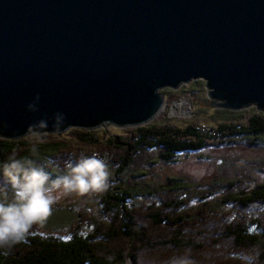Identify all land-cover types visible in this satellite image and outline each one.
Returning <instances> with one entry per match:
<instances>
[{
    "label": "water",
    "instance_id": "1",
    "mask_svg": "<svg viewBox=\"0 0 264 264\" xmlns=\"http://www.w3.org/2000/svg\"><path fill=\"white\" fill-rule=\"evenodd\" d=\"M200 79L215 108L264 111V0H0L2 138L145 126Z\"/></svg>",
    "mask_w": 264,
    "mask_h": 264
},
{
    "label": "trees",
    "instance_id": "2",
    "mask_svg": "<svg viewBox=\"0 0 264 264\" xmlns=\"http://www.w3.org/2000/svg\"><path fill=\"white\" fill-rule=\"evenodd\" d=\"M130 132L102 141L98 131L76 130L81 142L108 146L100 156L116 158L110 167L121 179L119 172L152 151L171 163L182 153L216 146L217 140L223 144L243 136L259 139L264 136V111L245 122H219L216 135L194 124H149ZM47 145L54 150L52 160L61 166L82 156L62 152L69 147L62 140ZM37 151L28 139L0 137V165L13 157L35 159ZM114 183L98 195L104 214L90 228L81 223L66 234L68 228L52 233L45 225H34L25 242L0 247V264H244L242 254L252 257L253 264H264V183L253 187L235 178L218 186L188 177L145 185Z\"/></svg>",
    "mask_w": 264,
    "mask_h": 264
},
{
    "label": "rangeland",
    "instance_id": "3",
    "mask_svg": "<svg viewBox=\"0 0 264 264\" xmlns=\"http://www.w3.org/2000/svg\"><path fill=\"white\" fill-rule=\"evenodd\" d=\"M161 92L165 95L164 107L151 124L178 126L205 124L207 130H211L216 135L219 122H245L258 112H263L255 105L240 111H233L234 114L230 113L231 110L215 108L208 96L206 81L202 79L183 84L178 89L165 88ZM134 128L137 127L117 128L108 126L93 131H98L103 137L102 141H105L114 135L131 136L130 130ZM78 129L88 130L71 128L61 134L31 133L22 139H28L34 150H39L33 152L34 158L39 161L51 158L50 154L54 150L47 144L52 140L67 142L69 147L63 148L62 152L73 150L76 155L91 156L96 154L102 158L100 155L105 152L108 146L106 148L103 146L94 148L92 145L81 142L76 134ZM158 155L157 151L144 154L134 166L128 168L129 170L119 172L121 179L110 167V164L113 163L112 159L115 160L116 158L114 156L112 159L111 157L109 159L103 157L102 159L107 163L108 185L114 187L115 181L117 184L119 182H124V184L130 182L144 185L146 183L156 184L166 181L169 177H188L195 182L217 183L218 186H223L235 178H241L242 181L253 187L264 183V136L259 137V139L243 136L234 139L233 143L223 144L217 140L216 146L196 152L182 153L175 162L171 163L162 161ZM55 161L59 163L58 160ZM62 161L64 160L60 162ZM63 171L64 167L60 165V170H52V174L55 176L62 174ZM144 192L142 191L141 194ZM101 193L103 191L82 195L73 193L60 198L53 206L52 214L44 225L52 233H60L62 228H68L69 230L66 229L65 231L66 234H69L71 229L81 225V223L85 228H90L99 215L104 214L97 199ZM142 199L147 201L146 203L150 202V198L147 199L145 196H142ZM44 234L47 235L49 232L45 229Z\"/></svg>",
    "mask_w": 264,
    "mask_h": 264
},
{
    "label": "clouds",
    "instance_id": "4",
    "mask_svg": "<svg viewBox=\"0 0 264 264\" xmlns=\"http://www.w3.org/2000/svg\"><path fill=\"white\" fill-rule=\"evenodd\" d=\"M37 95L28 104L29 111H37ZM53 126L65 122L63 113L52 117ZM48 126L41 119L36 126ZM62 174L53 176L60 165L51 158L39 161L30 157L10 158L0 165V247L25 242L34 225H44L57 201L70 194L100 192L108 187L107 163L98 155L81 156L64 163ZM10 193V195H9ZM244 264H253V258L241 255ZM188 264V262H185Z\"/></svg>",
    "mask_w": 264,
    "mask_h": 264
},
{
    "label": "built area",
    "instance_id": "5",
    "mask_svg": "<svg viewBox=\"0 0 264 264\" xmlns=\"http://www.w3.org/2000/svg\"><path fill=\"white\" fill-rule=\"evenodd\" d=\"M198 128L199 129H202L203 131H206L207 130V126L205 124L198 125Z\"/></svg>",
    "mask_w": 264,
    "mask_h": 264
}]
</instances>
